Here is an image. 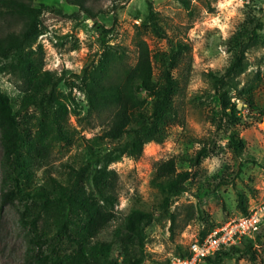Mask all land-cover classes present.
<instances>
[{"label":"rangeland","instance_id":"1","mask_svg":"<svg viewBox=\"0 0 264 264\" xmlns=\"http://www.w3.org/2000/svg\"><path fill=\"white\" fill-rule=\"evenodd\" d=\"M84 1L89 13L66 0H34L36 6L49 8L41 18L43 29L38 40L44 52V68L64 79L58 91L69 97L71 109L65 124L70 141H48L45 166L39 175L43 178L48 171L58 181L66 179L71 167L77 169L87 160L84 139L102 133L109 124L111 114H89L87 99L76 87V76L99 62L106 45L125 52L127 64L133 66L137 61V39L145 40L153 56L155 80L167 68L174 45V52L180 54L171 70L178 82L173 96L177 118L167 128L164 142L145 144L138 159L124 155L109 164L117 175V220L99 236L106 242L116 240L132 207L152 211L155 217L146 231L144 264H163L180 248H189L227 219L240 217L238 194H245L250 207L264 202V0ZM149 3L158 13L163 38L155 37L146 25ZM257 23L263 24L261 43L247 54L246 69L230 91L237 119L228 118L230 111L223 112L211 75L222 74L228 67L232 54L227 42L231 37ZM6 25L0 22V32ZM100 27L112 30L106 44L101 41ZM179 45L186 49L179 50ZM0 90L11 98L17 112L22 93L15 79L1 69ZM240 95L245 99L236 97ZM141 99L149 112L151 99L144 93ZM19 117L35 135L40 113L30 109ZM50 120L51 113L46 118ZM230 130L243 141L239 154L230 145ZM203 146L207 156L199 165L187 161ZM170 158L176 160L178 172L191 173L188 191L171 200L170 212L176 215L172 232L169 216L161 212L160 196L151 184L155 166ZM1 160L0 146V264H32L28 259V238L19 224L21 202L2 201ZM234 246L239 250L230 251L231 257L223 264H264V243L262 238L256 239V234ZM115 251L111 259L119 261L121 250Z\"/></svg>","mask_w":264,"mask_h":264},{"label":"trees","instance_id":"2","mask_svg":"<svg viewBox=\"0 0 264 264\" xmlns=\"http://www.w3.org/2000/svg\"><path fill=\"white\" fill-rule=\"evenodd\" d=\"M66 1L89 13L84 0ZM48 9L36 6L34 0H0V22L7 23L5 30L0 32V69L15 79L22 93L16 112L11 98L0 90L2 201L4 204L21 202L19 224L28 238V259L32 264H144L146 231L155 217L152 211L132 207L116 240L99 239L117 220V175L109 169V164L124 155L138 159L145 144L166 140L167 128L178 115L173 105L178 82L171 70L180 54L174 52L173 45L167 68L155 80L153 56L145 40L137 39V61L133 66L127 64L125 52L106 45L99 62L76 76L79 80L76 87L87 99L89 114L98 117L109 113L110 122L102 133L84 139L82 145L87 156L84 165L77 169L71 167L64 180L54 179L48 171L42 178L39 172L45 166L48 141H70L65 126L71 111L70 99L58 91L64 79L44 68V52L38 44L43 29L41 18ZM146 23L155 37L165 36L151 3ZM99 29L101 41L106 44L112 30ZM261 30L263 24L257 23L233 35L227 42L232 54L228 67L222 74L211 75L223 112L230 111L226 114L228 118L237 119L230 91L246 69L247 54L260 46ZM176 47L186 49L185 46ZM156 57L162 60V56ZM143 93L151 99L149 112L141 99ZM248 95L251 94L248 92ZM236 97L245 99L243 95ZM30 109L40 113L35 135L19 117ZM50 113L51 120L46 121ZM73 113L79 116L76 110ZM229 139L234 153L239 154L243 141L237 132L230 130ZM206 156L207 148L203 146L187 161L197 166ZM190 179L189 171H177L174 158L155 166L151 184L160 196L161 212L169 216L171 232L176 225V215L170 212L171 200L188 191ZM250 208L245 194H238L237 210L241 216L248 215ZM262 227L264 224L256 232V239L262 238L264 243ZM251 246L246 244L248 249H252ZM116 249L121 250L119 261L111 259ZM238 250L235 246L222 249L207 258L206 264H223L231 257L230 251ZM175 256L189 257L190 252L188 248H180ZM168 260L163 264H168Z\"/></svg>","mask_w":264,"mask_h":264},{"label":"built area","instance_id":"3","mask_svg":"<svg viewBox=\"0 0 264 264\" xmlns=\"http://www.w3.org/2000/svg\"><path fill=\"white\" fill-rule=\"evenodd\" d=\"M263 224L264 202L253 204L248 215L229 218L202 241L192 242L188 248L189 257L171 256L168 264H206L207 258L215 256L222 249L255 235Z\"/></svg>","mask_w":264,"mask_h":264}]
</instances>
